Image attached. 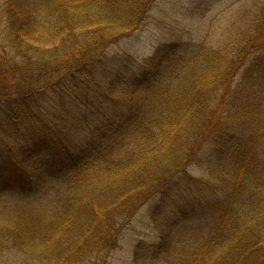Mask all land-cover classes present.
<instances>
[{"label":"trees","instance_id":"16d2710c","mask_svg":"<svg viewBox=\"0 0 264 264\" xmlns=\"http://www.w3.org/2000/svg\"><path fill=\"white\" fill-rule=\"evenodd\" d=\"M154 1L0 0V254L6 247L32 264L99 263L138 209L180 178L226 200L206 236L179 248L164 236L155 261L264 264V45H254L249 27L216 44L211 34L190 37L131 71L126 54L105 52L139 29ZM263 15L248 25L264 28ZM58 88L72 93L45 109ZM102 94L128 105L75 142L68 134L76 127L63 121L65 130L58 112L68 108L70 122L84 107L89 121L84 103ZM196 161L202 177L189 172ZM51 176L64 178L65 191L35 205Z\"/></svg>","mask_w":264,"mask_h":264},{"label":"rangeland","instance_id":"374dc122","mask_svg":"<svg viewBox=\"0 0 264 264\" xmlns=\"http://www.w3.org/2000/svg\"><path fill=\"white\" fill-rule=\"evenodd\" d=\"M263 10L264 0H155L139 29L115 41L105 54L108 57L126 54V61H134V64L127 65L132 71L138 68L137 64L142 67L144 60L164 45L173 43L180 45L179 43L188 42L192 38L201 42L210 34L211 36H207L206 40L209 44H216L225 32L232 30L233 38H237L248 27L254 30L252 33L254 45L263 46V24L248 25L253 13L259 11L262 13ZM1 12L0 7V14ZM242 19L243 24L238 28ZM0 23V30H3L2 23L5 26V18L0 17ZM236 28L238 30L234 33ZM128 55L133 58L129 60ZM84 79L86 80L87 77L85 76ZM67 86L63 85L61 88H68ZM76 91L78 95L74 94L73 97L80 99V89L77 87ZM71 93L70 90L59 88L51 90L43 99L44 108L47 109L50 104L55 103L57 98L61 100V96L69 97ZM104 95L96 99L95 103H84L89 109V121H86L87 110L84 107H81V113L77 114L76 120L71 119L70 122L66 119L69 115L66 112L68 108L58 112L60 113L58 121H62L65 130L68 125L64 122L76 127L71 135L68 134L70 137H75V142L84 144L90 135L93 133L97 135L99 126L109 118L118 116L121 109L128 105L127 100L108 101ZM112 109H118V112L113 114ZM60 110L63 108L60 107ZM2 136L4 138V134ZM203 171L204 165L200 161H196L189 168V172L195 177H202ZM63 179L60 176H51L48 182L43 183L41 192L32 196L31 202L35 205L49 204L52 201L54 203L58 194L63 193L67 187ZM205 181L208 188H218L217 185L222 188L217 180ZM225 200L224 191L207 188L192 189L188 187V183L177 178L173 185L138 209L110 255L106 257L104 255L99 263L95 261L92 264H159V261H155L156 249L153 248L161 247L160 241L164 236L172 238L178 248L182 246L181 241L188 243V240L194 237L206 236L215 221L214 218L219 215L217 211L222 207L219 203ZM184 227L188 230L187 233L185 231L182 233ZM4 249H6L4 254H0V263L8 262V259L9 264L33 263L30 257L19 254L14 249L6 247Z\"/></svg>","mask_w":264,"mask_h":264}]
</instances>
